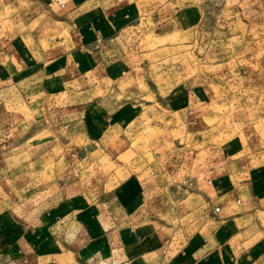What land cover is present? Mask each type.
<instances>
[{
    "label": "rangeland",
    "instance_id": "374dc122",
    "mask_svg": "<svg viewBox=\"0 0 264 264\" xmlns=\"http://www.w3.org/2000/svg\"><path fill=\"white\" fill-rule=\"evenodd\" d=\"M92 3L0 0V197L37 250L72 194L179 243L210 210L196 177L264 175V0ZM121 184L155 198L127 209ZM229 231L222 264H264V211Z\"/></svg>",
    "mask_w": 264,
    "mask_h": 264
},
{
    "label": "crops",
    "instance_id": "0c3cea01",
    "mask_svg": "<svg viewBox=\"0 0 264 264\" xmlns=\"http://www.w3.org/2000/svg\"><path fill=\"white\" fill-rule=\"evenodd\" d=\"M58 2H63L66 10L73 8L69 11L72 13L77 9L82 11L80 9L85 5H93L95 0ZM122 9L120 7L119 11ZM94 16L87 13L82 19ZM185 19L183 22L188 21V18ZM121 124V116L116 115L111 126L119 130ZM105 133L103 131L102 135ZM216 165L228 169L225 159ZM214 173L205 183L198 177L195 179V187L199 190L196 194H204L205 201L210 205L208 215L199 221L196 230L179 243L172 240L173 244H170L171 239L165 237L157 219H141L142 212L136 211L134 215L128 211L130 217L129 214L124 215L128 222L123 219L124 223L118 225L109 212L98 210L85 195L72 194L62 200L65 210L60 211L61 214L46 213L50 219L66 222L65 234L61 239L51 235L48 243H45L48 246L42 251L40 244L37 250V222L32 227L12 223L11 211L5 208L8 205L0 197V264H109L111 255L116 257L112 264H222L220 250L226 243L223 238L227 237L228 241L235 238L234 233H229L235 222L239 218L255 217L258 211H264V175H259L257 179L248 176L246 180L236 182L231 174L226 178V175ZM123 189H127L129 194L135 191L128 199L127 209L131 206L138 209L144 202L155 198L153 195L146 198V192H138V188L128 184L119 186L120 193L125 192ZM119 198L122 199L121 196ZM41 219L48 217L44 215ZM130 221L132 231L128 230ZM250 227L251 224H247L242 231ZM113 249H116V253H113Z\"/></svg>",
    "mask_w": 264,
    "mask_h": 264
}]
</instances>
